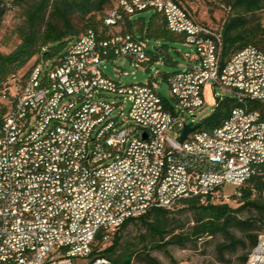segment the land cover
<instances>
[{
  "label": "built area",
  "instance_id": "obj_1",
  "mask_svg": "<svg viewBox=\"0 0 264 264\" xmlns=\"http://www.w3.org/2000/svg\"><path fill=\"white\" fill-rule=\"evenodd\" d=\"M119 7L163 14L193 49L188 65L168 77L171 100L156 81L122 84L104 63L111 55L147 70L148 42L129 34L100 41L90 31L61 63L34 66L12 89L0 121V264H114L93 256L100 236L110 242L127 221L174 210L184 198L237 203L264 168V52L248 46L222 65V34L187 19L176 2L119 0ZM120 19L117 9L106 22ZM207 85L216 105L227 97L236 105L215 141L196 129L181 143L185 127L198 125ZM246 264H264V234Z\"/></svg>",
  "mask_w": 264,
  "mask_h": 264
},
{
  "label": "trees",
  "instance_id": "obj_2",
  "mask_svg": "<svg viewBox=\"0 0 264 264\" xmlns=\"http://www.w3.org/2000/svg\"><path fill=\"white\" fill-rule=\"evenodd\" d=\"M172 1L184 7L196 22L222 34V65L248 46L257 47L264 52V24L260 15L264 12V0H216L215 6L223 8L226 14L217 29L201 22L181 0ZM15 2H26L27 6L24 20L16 30L20 43L10 53L0 52V121L14 100L12 89L24 85L34 66L49 61L51 62L47 67L61 63L70 46L87 32L95 33L100 41L127 34L147 42L149 38L154 39L157 43L155 51L151 52L149 47L147 49L151 58L147 70L162 57L164 63L174 64L169 55L170 46L176 43L186 45V35L170 30L163 14L152 12L151 9L128 14L119 7V0L117 4L114 0ZM0 5H4L2 0ZM1 6L0 18L5 13V8ZM117 9L121 19L115 24H107L106 20L111 12ZM34 59L36 62L30 67ZM109 60L114 61L115 57L110 55ZM172 74L174 73H165V79L168 80ZM4 93L7 94L8 100L3 99ZM235 105L231 97L217 100L215 111L198 124V129L208 133L214 132L230 116ZM263 190L264 168L259 166L257 172L241 188L242 195L236 198L237 203H218L212 197H208L205 202L199 198H184L174 210L155 208L146 216L127 221L114 236L112 245L95 248L93 256L105 257L114 264H131L134 255L130 252V247L121 252L119 248L123 245L125 229L131 224L139 223L146 230L143 239L158 241L156 247L160 248L168 245L186 246L189 242L220 236L222 241L216 247L219 260L229 264L231 260L227 257L241 252L239 260L246 264L250 252L258 244L259 236L264 234L259 233L264 231ZM181 209L193 214L192 220L187 222V229L186 224L172 225V215ZM176 229L180 232L175 234ZM98 240L102 242L103 239L100 236Z\"/></svg>",
  "mask_w": 264,
  "mask_h": 264
},
{
  "label": "rangeland",
  "instance_id": "obj_3",
  "mask_svg": "<svg viewBox=\"0 0 264 264\" xmlns=\"http://www.w3.org/2000/svg\"><path fill=\"white\" fill-rule=\"evenodd\" d=\"M5 8V13L0 18V52L7 54L12 52L20 43V39L16 33L17 28L24 20V13L27 3H16L15 0H2ZM118 0H114L117 4ZM215 4V3H214ZM218 10L225 13L224 9L218 7ZM264 24V12L260 13ZM214 29L217 26H211ZM148 47L151 52L155 51L157 45L154 39H147ZM193 49L183 43L172 44L169 49V55L174 61V64H166L163 62V57L157 63L151 64L150 70H136L127 58L116 59L115 61H106L103 65L104 73L111 79L125 85L132 84H148L153 82V78L158 83L157 88L159 93L166 99L171 100L170 86L164 77L165 73H175L183 71L188 65V61L184 58L185 53L191 52ZM35 59L30 63V67L35 63ZM51 61L44 62L43 68L46 69ZM120 67L124 71L129 72L128 76L119 75L115 68ZM159 72L161 75H159ZM223 94L221 91H218ZM109 100H118L115 96L108 95ZM205 101L203 108L196 111L195 122L200 123L205 118L211 116L216 109L215 92L211 85L205 86ZM126 110L129 105H125ZM173 136H175L172 133ZM227 191H233V187L228 186ZM193 214L190 211H175L172 215V225L186 224V229L189 227V222L192 220ZM192 224V223H190ZM180 230L176 229L175 234ZM260 234L264 231H260ZM146 234L145 228L138 224L129 225L123 232V245L119 248V252L130 247V252H133L131 264H228L221 262L216 251L217 245L222 241V237L208 238L198 242H189L186 246L168 245L164 247H156L158 241L151 239H143ZM169 239V238H167ZM161 243V242H160ZM112 245L110 242H99L96 248H104ZM146 248V249H145ZM241 252L230 254L227 259L231 260L229 264H242L239 260Z\"/></svg>",
  "mask_w": 264,
  "mask_h": 264
},
{
  "label": "crops",
  "instance_id": "obj_4",
  "mask_svg": "<svg viewBox=\"0 0 264 264\" xmlns=\"http://www.w3.org/2000/svg\"><path fill=\"white\" fill-rule=\"evenodd\" d=\"M185 7L190 8L197 18L208 26H217L220 25L226 14L218 10V7L215 6L216 0H181ZM155 12V10H151Z\"/></svg>",
  "mask_w": 264,
  "mask_h": 264
},
{
  "label": "bare ground",
  "instance_id": "obj_5",
  "mask_svg": "<svg viewBox=\"0 0 264 264\" xmlns=\"http://www.w3.org/2000/svg\"><path fill=\"white\" fill-rule=\"evenodd\" d=\"M187 19H194L189 12H187ZM241 111H248V103H241ZM162 112H169V105H162ZM203 133L208 141L216 140V129L212 133H208V132H203Z\"/></svg>",
  "mask_w": 264,
  "mask_h": 264
},
{
  "label": "water",
  "instance_id": "obj_6",
  "mask_svg": "<svg viewBox=\"0 0 264 264\" xmlns=\"http://www.w3.org/2000/svg\"><path fill=\"white\" fill-rule=\"evenodd\" d=\"M198 128H199L198 125L194 126V127L186 126L185 129H184L183 135H182V137L180 139V142L183 143L187 139L188 135L190 133H192L194 130L198 129Z\"/></svg>",
  "mask_w": 264,
  "mask_h": 264
}]
</instances>
